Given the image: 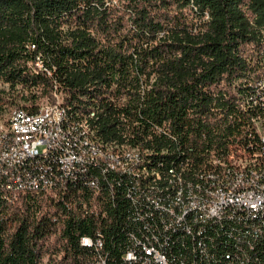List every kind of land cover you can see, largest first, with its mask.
Returning <instances> with one entry per match:
<instances>
[{
	"label": "trees",
	"instance_id": "trees-1",
	"mask_svg": "<svg viewBox=\"0 0 264 264\" xmlns=\"http://www.w3.org/2000/svg\"><path fill=\"white\" fill-rule=\"evenodd\" d=\"M261 78L264 0H0V82L10 88L0 100L33 113L56 89L103 143L138 148L170 194L167 183L247 142L264 107L244 111L238 100L264 95ZM116 174H106L116 194L133 185ZM66 201L27 193L10 204L0 185V264H97L98 250L80 242L97 235L108 264H133L123 260L136 228L124 202L114 197L104 218ZM204 233L205 254L168 235L170 264H264L263 231L230 222Z\"/></svg>",
	"mask_w": 264,
	"mask_h": 264
},
{
	"label": "built area",
	"instance_id": "built-area-1",
	"mask_svg": "<svg viewBox=\"0 0 264 264\" xmlns=\"http://www.w3.org/2000/svg\"><path fill=\"white\" fill-rule=\"evenodd\" d=\"M36 61L37 66L43 69L42 57L37 56ZM52 96V104H45L42 110L37 111V116H29V110L14 106L11 111L21 110V121L13 130L2 127L0 132V176H4V183L0 185L5 200L10 204L19 202L27 193L44 198H62L63 201L69 197L66 207L73 211L81 209L96 215L103 214L107 218L108 207L115 205L114 197L118 198V202L127 205L128 220L132 226L133 219H140V228H134L128 238L130 260L148 258L161 260L163 264L165 238L176 234L173 225H181V230L190 231L195 253L201 254L208 250L203 240L208 233L197 230V223L220 222L221 226L239 222L253 233L264 232V194L257 187L254 191H247V184L253 183L255 177L264 178V174L255 172L256 164H264V117L252 118L247 142L238 137L224 154L211 156L208 165H213V171H218V162L223 157H231V165L241 164V160L254 161V168H244L251 171L248 180H239L232 175L230 167L227 183L221 184L217 197H207L204 186L195 187L193 199H183V178L167 183L173 184V192L172 195H165L163 179L154 170H151L149 178L133 173L134 185L120 182L118 186L122 190L116 194L117 185L110 179L106 181L110 168L131 171V164L142 157L127 146H124V158L110 156L104 146H100V151H93V136L76 133L71 126V115L65 114L64 97L63 100H56L55 90ZM55 101L63 102V114L55 113ZM255 101L256 106L264 107L263 94H257ZM238 104L241 107L240 99ZM84 161L99 162L100 174H79L80 163ZM69 171H78V179L74 184H63V176ZM35 184L51 185V192L37 194L34 192ZM84 188L91 192L90 196H86L90 206L83 198ZM138 198H147V205H140V213H133L131 199ZM135 239H143L144 247H135ZM80 242L98 245L93 263H112L101 253L105 242L103 235L95 238L83 236Z\"/></svg>",
	"mask_w": 264,
	"mask_h": 264
},
{
	"label": "bare ground",
	"instance_id": "bare-ground-1",
	"mask_svg": "<svg viewBox=\"0 0 264 264\" xmlns=\"http://www.w3.org/2000/svg\"><path fill=\"white\" fill-rule=\"evenodd\" d=\"M256 85L264 89V78L257 80ZM256 94H261V92H257ZM55 98L56 100H63L62 93L58 92L56 89H55ZM240 101H241V109L244 111L250 107L256 106L255 96H252V95L251 97L240 98ZM46 104H52V101L48 100ZM43 107H45V104H41L37 111L42 110ZM21 110H27V109L25 107H21ZM21 110L10 111L6 123H2L3 121H0V132H2V127H6V130L14 129L15 125L18 124V121H21ZM37 111L33 113L32 112L29 113V116H37ZM55 113L63 114V102L62 101H55ZM65 114L71 115V126L74 127L76 133H89L90 135L93 136V151H100V146H104V148L107 149L110 156H113L115 158H124V146L126 145L106 144L105 142L103 143L96 136L95 129L94 127L91 126L92 121L90 122L88 118L81 117L79 114H74V115L70 114L69 109H67L66 107H65ZM93 115L94 113L91 114L90 117L93 118ZM127 147L133 148L131 146H127ZM133 149L136 150L137 156H141L142 158L137 159V163L131 164V171H129V169L110 168V173L112 172H116L117 174L119 173L120 176L133 180V181H134L133 173H137V175L142 176V178H149V176L151 175V172L148 170L146 166V161H147L146 158L143 157L142 153L140 152L138 148H133ZM230 167H231L232 175L237 176L239 180H248V178H251V171H247L244 168H254V161L253 160H241V164L231 165V157H223V159H221L220 162H218V171H213V168H211L209 170L198 171L197 173L194 174L193 179H191L190 181L185 182L184 181L185 179H183L184 186L182 187V198L183 199H193L195 196V187H204V186H205V190H207V197H217V194H219L221 191V184L227 183ZM92 170L98 171L100 173L99 162L84 161L80 163L79 174H89V173L91 174ZM255 172L258 174H264V164H256ZM159 173L157 172L158 177L162 179V176ZM180 178L182 177L179 176L178 179ZM77 179H78V171H69V173L63 176V184H74L77 181ZM0 183H4V176H0ZM255 187H257L258 191L264 194V178L263 177H255V179H253V183H248L247 191H254ZM167 191H164L165 195H172L173 188L171 191H169L171 192V194L168 193ZM34 192L37 194H45V193L51 192V185L35 184ZM140 205H147V198L131 199V207H132L133 213H140ZM133 223L136 228H140V219H133ZM218 224H220V222L197 223V230L204 233L208 231L209 229L213 228V226L215 227ZM173 232H176V234L180 235V237L178 236V239L184 240L183 237L190 239V231L181 230V225H173ZM81 244L84 247L95 248L96 250H98V245H96L94 242H85ZM167 244H168V239L165 238V247H167ZM135 247H144V240L135 239ZM192 249L195 251V243L193 242H192ZM168 254L165 251V264H170ZM123 260L128 261V263L130 262L133 264L134 263L136 264H163L161 260L148 259V258H139V259L130 260V249L123 256ZM97 264H105V262H98Z\"/></svg>",
	"mask_w": 264,
	"mask_h": 264
},
{
	"label": "rangeland",
	"instance_id": "rangeland-1",
	"mask_svg": "<svg viewBox=\"0 0 264 264\" xmlns=\"http://www.w3.org/2000/svg\"><path fill=\"white\" fill-rule=\"evenodd\" d=\"M10 91V88L8 87V85L6 84H3L2 82H0V98H5V100H3L4 102H6V99H8L9 97L7 95H5L6 92H9ZM5 92V93H4ZM22 94L23 91L19 89H17L14 94ZM0 100V110H2V123H6L7 119H8V116H9V113L10 111L13 109V107L9 106L5 103ZM48 101L47 98H43L41 100V104H46ZM5 107V108H4ZM5 119V120H4Z\"/></svg>",
	"mask_w": 264,
	"mask_h": 264
}]
</instances>
